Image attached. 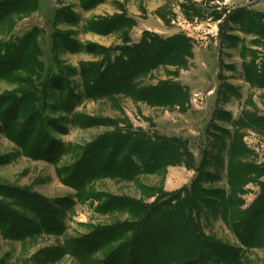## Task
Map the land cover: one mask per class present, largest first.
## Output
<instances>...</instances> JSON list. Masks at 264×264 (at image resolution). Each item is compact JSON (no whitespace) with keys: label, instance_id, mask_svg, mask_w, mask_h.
I'll list each match as a JSON object with an SVG mask.
<instances>
[{"label":"rangeland","instance_id":"obj_1","mask_svg":"<svg viewBox=\"0 0 264 264\" xmlns=\"http://www.w3.org/2000/svg\"><path fill=\"white\" fill-rule=\"evenodd\" d=\"M0 264H264V0H0Z\"/></svg>","mask_w":264,"mask_h":264},{"label":"crops","instance_id":"obj_2","mask_svg":"<svg viewBox=\"0 0 264 264\" xmlns=\"http://www.w3.org/2000/svg\"><path fill=\"white\" fill-rule=\"evenodd\" d=\"M239 145H241L243 148L245 147V145H243L241 142ZM173 169V171H167L164 176V190L174 191L184 188L185 186L189 185V182L193 181V178L195 177L194 172L197 171L195 166H187L185 163L177 164Z\"/></svg>","mask_w":264,"mask_h":264},{"label":"trees","instance_id":"obj_3","mask_svg":"<svg viewBox=\"0 0 264 264\" xmlns=\"http://www.w3.org/2000/svg\"><path fill=\"white\" fill-rule=\"evenodd\" d=\"M150 163H152V161L151 162H149V164ZM154 163V162H153ZM241 235H243L244 236V234H241ZM169 236H166L165 238L167 239ZM195 239H196V236H193V235H189V234H186V233H184L183 232V236L182 237H180L179 238V241H181L182 242V244H183V242H193V244H194V247L196 246V241H195ZM164 244V243H163ZM190 245H192V244H190ZM248 245H251V244H248ZM192 247V246H191ZM188 248V247H187ZM230 249V248H229ZM192 249L190 248L188 251H191Z\"/></svg>","mask_w":264,"mask_h":264}]
</instances>
